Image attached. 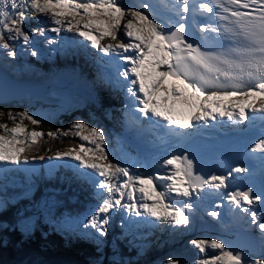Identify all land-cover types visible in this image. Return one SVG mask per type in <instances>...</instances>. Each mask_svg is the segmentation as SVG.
Here are the masks:
<instances>
[{"label": "snow or ice", "instance_id": "1", "mask_svg": "<svg viewBox=\"0 0 264 264\" xmlns=\"http://www.w3.org/2000/svg\"><path fill=\"white\" fill-rule=\"evenodd\" d=\"M162 6L172 13L167 22L158 19L157 6L149 2L142 3L137 10V7L121 5L119 0H0V48L15 57L16 48L9 41L22 39L28 44L31 35L25 30V24L32 20L40 23L41 16L47 17L57 25L52 31L60 33L66 28L90 41L105 55L115 54L126 62L119 76L123 77L129 101L125 107L132 105L136 122L140 119L136 113L149 120L155 117L166 122L172 135L186 137V131L178 132L172 126L195 130L218 117L239 123L254 120L257 113L264 119V0H167ZM205 13L226 22L216 27L198 26L199 31L217 33L218 39L227 42L217 50L207 49L188 33L189 19ZM121 29L127 42L101 43L106 38L117 41ZM32 32L44 35L41 28H34ZM161 68L164 70L160 71ZM5 116L12 122L11 127L0 123V162L6 164L27 163V152L39 147L44 137L80 138L83 143L56 152L54 158L78 161V165L70 166L83 179L92 182L98 194L102 195L100 190L111 194L102 199L83 225L95 229L99 237L107 235L109 213L117 209H126L135 216L153 217L156 221L188 225L195 207L193 199L199 198L205 188L230 189L229 182L238 179L234 173L249 171L248 167L232 166L222 174H204L202 169L197 170L195 157L184 152L163 161L164 165L174 166L170 175H130L127 167L109 159L104 131L84 120L74 122L67 131L43 132L28 130L25 121L33 126L43 123L28 111L0 109V118ZM250 150L261 153L264 161V137ZM80 169L91 171L80 172ZM154 179L165 182L159 186L160 190ZM144 185H151L155 196L151 203ZM135 191H139L143 203L136 202ZM126 196L131 202L122 203ZM225 196L249 212L253 222L257 221V211L244 205L259 203L264 207V191L255 192L252 187L232 188ZM176 198L183 199L177 202ZM211 215L216 217L219 213L214 211ZM259 219L264 221V216ZM257 227L264 237V222ZM191 243L203 254L194 264H264V252L260 259H253L242 248L226 246L216 239ZM166 264L184 262L169 258Z\"/></svg>", "mask_w": 264, "mask_h": 264}, {"label": "trees", "instance_id": "2", "mask_svg": "<svg viewBox=\"0 0 264 264\" xmlns=\"http://www.w3.org/2000/svg\"><path fill=\"white\" fill-rule=\"evenodd\" d=\"M24 27L25 30L28 31L32 36L34 34L32 29L37 28V22L36 20H32L30 23H26ZM5 37L7 39V34ZM9 43L13 44V46L16 48L17 55L15 57L8 56L6 54V49L4 51H1L0 49V54H4L8 62L20 64L22 58L25 59V57L20 55L21 51L23 50L21 47L24 46L22 39L9 41ZM17 44L19 47H16ZM25 48L31 49L29 44H26ZM28 58L32 59L30 55H28ZM57 65L63 66L62 64ZM35 68H42L46 72L50 71L49 63L47 62L43 63L42 65L41 63L36 62ZM77 95L81 94H76L74 96ZM74 96L72 97V100L68 101V103L75 99ZM108 100L109 97H107L105 94H101L99 96L98 105L94 101L89 100L85 106L74 107L75 109L73 108L71 118L68 120L67 124L60 125L58 122H56L42 123L39 126H33L28 121H25V124L28 125L29 131L36 130L48 132L50 130L56 131L58 129L65 130L73 124L72 122L84 120L85 122L89 123L90 126L98 127L104 132L108 133L109 123L106 121V114L104 112L107 109L106 102ZM11 111L18 112V110ZM0 123H8L10 127L12 126V122L8 120L7 116L0 118ZM65 146L66 145L64 143L59 144L57 139L55 140L44 137V139L40 142L39 147H37L36 150H30L29 152H58ZM49 149L51 150L49 151ZM40 200L39 194H36L32 198L20 200L17 205L8 203V205L1 210L2 212L0 211V264H31L36 260L37 264H82L77 256L72 255L67 251L61 250L60 241L55 234L58 229L55 227L48 228L47 224L44 225L42 223V220H44V215L41 211ZM35 210H38L39 218L32 227V230L29 232L22 225V219L20 216L21 214ZM76 242L79 244L80 248L86 250L84 251V255L94 262H99L102 260L103 264H126L125 262L119 263L116 261V257L111 253L110 247L107 245L103 246L101 251H97L88 245H82L78 240H76ZM67 243L75 246L72 240H67ZM52 248L54 251H51ZM195 248L196 247L190 246L186 243L176 244L172 250V256L173 258L182 260L183 258H186V256H190L192 254L194 255ZM117 249L121 252L122 256L128 255L131 257L135 252V250H133L131 247L130 251H128L126 247H123L120 244L117 245ZM151 255H156V252L152 250ZM101 256H103V259H100ZM129 264L136 263L131 262Z\"/></svg>", "mask_w": 264, "mask_h": 264}, {"label": "rangeland", "instance_id": "3", "mask_svg": "<svg viewBox=\"0 0 264 264\" xmlns=\"http://www.w3.org/2000/svg\"><path fill=\"white\" fill-rule=\"evenodd\" d=\"M140 1L141 0H129L124 6L128 7H137V10H140ZM149 1V0H146ZM123 32V30L121 29ZM52 37V33L43 37L46 40ZM111 41L110 39H107ZM124 40L127 39L124 37ZM119 42V41H117ZM26 45V44H24ZM19 47V45L17 44ZM3 49V48H0ZM32 51H36V49L32 48ZM27 49H23L21 55H26ZM127 54V53H126ZM125 54V55H126ZM37 57L40 59H44L46 57L45 52L42 55H38ZM23 67L15 66L14 70L17 71L20 78L24 77H33L38 76V78H43V82L48 85L46 92H41V89L35 88L33 90V94L30 92L25 93L20 98L2 102L0 101V109L4 111L18 110L28 111L30 114H33L36 117H39L43 123H56L58 122L60 125L67 124L68 120L71 118V113L74 107L76 106H85L91 98V94L84 87V83L80 81L76 75L72 72V70L67 69H56L52 68L50 73H44L42 70H34L30 68V64L27 63ZM2 67H8L11 70V66L9 64L4 65L1 64ZM163 71L164 69L161 68ZM26 71V72H25ZM26 73V74H25ZM37 92V96L35 93ZM76 94H81L74 96ZM75 99L68 103V101L72 100V97ZM75 109V108H74ZM74 123V122H72ZM69 129V128H68ZM67 129V130H68ZM66 130V131H67ZM65 151V150H63ZM130 165L138 168L139 166L145 167L142 162L137 159H131L129 161H125V166L130 167ZM124 167V165H123ZM148 174V171L146 169ZM129 174H137L133 172L132 169H129ZM126 179V178H125ZM122 182V181H121ZM109 195H111L109 193ZM42 213L48 219L54 221L53 210L52 207H46L42 205ZM38 213V211H37ZM37 213H32L31 211L21 214L22 224L25 226V229L28 231L31 229V226L34 225ZM188 213H186L187 215ZM258 219L256 222H253L251 218H246L244 221H240L241 219H237V214L228 211L229 217H222V212H219V216H212L210 214V218H206L203 214L192 213L190 215V223L188 225H178L177 229L172 232L162 244H160V248L156 252V255L151 256L149 254V250L146 249L145 255H138L131 258V260H136L143 264L154 263V264H166V261L169 258H173L172 250L174 246L179 243H186L190 246H194L191 241L192 240H212L216 239L220 242L226 244V246H230L229 238L231 235L235 234V229L240 225H244L246 227L251 228V226L255 225L253 223L264 222L259 219V217L264 216L263 212H258ZM233 217V218H232ZM232 218V220H231ZM57 222H61L57 219ZM55 225L56 222L54 221ZM249 223L251 225H249ZM257 226V225H256ZM261 241L264 243V237H261ZM195 247V246H194ZM203 256L199 252L197 248H195L194 255L186 256L182 261L184 264H194V262L200 259ZM261 258V257H260ZM103 259V257L101 258ZM118 262L124 263L129 262L127 258H117ZM31 264H37V260L33 261ZM98 264H103L102 260L98 262Z\"/></svg>", "mask_w": 264, "mask_h": 264}, {"label": "bare ground", "instance_id": "4", "mask_svg": "<svg viewBox=\"0 0 264 264\" xmlns=\"http://www.w3.org/2000/svg\"><path fill=\"white\" fill-rule=\"evenodd\" d=\"M122 5H125V4H122ZM189 21L193 22L191 18L189 19ZM38 86H40V84H37V81L35 80L34 81L33 80H25V81L18 80L14 76L0 70V101L2 102H7V101L18 99L27 92H30L31 94H33V90L37 88ZM241 226H244V225H241ZM240 227H237L236 230ZM262 252H264V250L260 248L258 254L256 256H252L251 258L259 259L260 254Z\"/></svg>", "mask_w": 264, "mask_h": 264}, {"label": "water", "instance_id": "5", "mask_svg": "<svg viewBox=\"0 0 264 264\" xmlns=\"http://www.w3.org/2000/svg\"><path fill=\"white\" fill-rule=\"evenodd\" d=\"M40 89V88H39ZM46 91V86L41 87V92ZM37 95V92L35 93ZM232 247L242 248L245 253L251 255L255 254L259 250V241L257 239V233L254 229H239L237 235L231 236Z\"/></svg>", "mask_w": 264, "mask_h": 264}]
</instances>
